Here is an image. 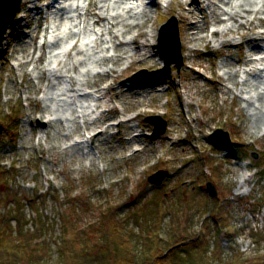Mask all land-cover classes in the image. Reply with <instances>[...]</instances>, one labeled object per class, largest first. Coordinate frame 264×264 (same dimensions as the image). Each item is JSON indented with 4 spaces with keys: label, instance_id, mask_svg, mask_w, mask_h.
I'll list each match as a JSON object with an SVG mask.
<instances>
[{
    "label": "rangeland",
    "instance_id": "rangeland-1",
    "mask_svg": "<svg viewBox=\"0 0 264 264\" xmlns=\"http://www.w3.org/2000/svg\"><path fill=\"white\" fill-rule=\"evenodd\" d=\"M152 1L91 0L102 16L96 23L84 14L87 0H34L21 3L8 25L0 44V171L13 169L8 184L28 227L39 214L53 221L37 240L42 249L24 248L19 264L44 257L63 264L66 248L101 256L110 246L111 209L135 232L136 264H143L139 235L155 231L158 218L163 237L182 229L190 239L206 229L209 248L218 243L225 259L235 251L264 254V121L256 112L264 93V1L252 0L243 16L225 7L229 0ZM105 16H116L112 27ZM174 26L180 58L165 69L158 49L163 30L168 38ZM46 27L47 49H33ZM73 37L78 53L69 51ZM147 55L154 66L139 64ZM149 117H158V128L164 122L163 133L151 134ZM159 170L167 177L149 184ZM73 226L87 237L70 247L62 230Z\"/></svg>",
    "mask_w": 264,
    "mask_h": 264
},
{
    "label": "trees",
    "instance_id": "trees-1",
    "mask_svg": "<svg viewBox=\"0 0 264 264\" xmlns=\"http://www.w3.org/2000/svg\"><path fill=\"white\" fill-rule=\"evenodd\" d=\"M0 174L4 175L3 182L5 180V183L0 185V264H19V258L21 260L23 257L25 261L27 260L25 253L20 254L24 248L42 249V243L37 240L45 237L44 230L53 221L50 223L46 215L39 214L33 218L34 225L28 227L29 221L23 211L24 204L20 202V197L17 194L15 197L11 193L13 190L11 185L8 184L13 175V169H2ZM11 204L12 206H10ZM111 210L107 214L108 225L107 231L104 233V237L110 242V246L107 247L105 244L104 248L100 250L101 256L98 257L92 256L87 251L84 253L83 250L72 251V249L66 248L61 251L64 254L63 264H136L132 259L136 254L135 248H133L135 243L132 240L135 237V232L129 229L128 226L126 227L125 221L121 217L118 219L114 210ZM204 222L205 228L209 230L211 225H208L207 221ZM66 223L67 221L62 222V225H66ZM71 223L74 225L73 221ZM159 223L160 218L154 224V226H157L156 232L152 231L150 235L145 236L146 234L141 231L139 235L141 238L139 247L142 250L143 264H264V254L262 253L242 256L243 254L240 251H235L236 253L234 252L232 257L223 258L222 249L218 243L209 248L206 229L190 239L180 235L182 229L176 235L168 233L167 237H163L158 230V226L160 228ZM151 228L149 227L147 232ZM65 234L66 229L64 228L62 236L69 240L70 247L75 245L74 239H80L82 236L85 238L87 235V233L79 234L74 226L67 232V238ZM256 241L259 243L260 239H256ZM87 244L84 243L83 246ZM2 245L9 248L2 252ZM40 257H34V262L35 259L36 262H40ZM43 259L42 264H46L45 257ZM32 260L33 258L29 259V262ZM7 261L11 263H7Z\"/></svg>",
    "mask_w": 264,
    "mask_h": 264
},
{
    "label": "bare ground",
    "instance_id": "bare-ground-1",
    "mask_svg": "<svg viewBox=\"0 0 264 264\" xmlns=\"http://www.w3.org/2000/svg\"><path fill=\"white\" fill-rule=\"evenodd\" d=\"M33 1L34 0H22L21 2L30 4V3H33ZM50 1L54 2L55 0H50ZM132 1H143V0H132ZM254 1L257 2V0H254ZM252 2H253L252 0H233V2L231 0H229L224 5L229 10H234L235 8L241 9L242 10V14L241 13H239V14L243 16L245 14H249V13L252 12L251 9L248 7ZM152 3H153V1H152ZM199 4H200V2H198L197 5H199ZM98 5H99V3H97V2L92 3L91 0H89V2L87 4V7L85 9V12H84L85 16H87L88 18H94L96 23H100L102 21L101 20L102 16L100 15L99 10H98ZM154 5H156V4H154ZM46 6H50V3L48 5H46ZM96 7H97V9H96ZM192 7H193L192 5L188 6L187 3H186V4H184L182 6V9H183V11L188 12V11H190V9ZM223 12H225V11H223ZM225 13H227V12H225ZM234 14H236V13H234ZM181 17H182V20L184 22L185 21V17L183 15H181ZM52 18H53V20H57L59 22H60V20H62L60 14L57 13V12H55V14L52 15ZM110 18L114 19V18H116V16L106 17V18H103V19L105 21H107V25L109 24L108 26L112 27L114 25V21L113 20L109 21ZM228 18H230V16ZM222 21H223V19L219 20V22H222ZM124 26H127V25L124 24ZM164 28L166 29V26ZM167 28H169V26ZM186 29H187L186 39L189 40L190 39V28H189V26L188 27L186 26ZM45 31H46V28L43 29V32H45ZM216 33L217 32L214 31L212 34H216ZM36 35H37V32H36L34 38L36 37ZM163 37H167V33H164V30H163ZM111 38L115 40L116 38H118V35H116V34L111 35ZM128 43H129V41H124V40H120L119 41V45L123 46V47L126 46ZM32 48L33 49H38L39 51H45L47 49V44H46V42H43L40 46L33 45ZM70 50H75L76 53L79 52L78 40L75 37H73V42H72V44H71V46L69 48V51ZM128 57H130V56H128ZM31 61H34V60H31ZM108 61L114 62V59H111V60H108ZM139 64L144 66V67H146V68L155 65V63L153 61V58L150 55L144 56L143 59L139 60ZM41 73H42V71H41ZM259 82H260L259 84L264 85V75H263V77L260 78ZM259 84L257 85V87L259 86ZM260 93L261 94L258 97L260 102H259L258 106L256 107L257 108L256 112H257V115L259 117L258 120L264 121V110L262 109L264 107V93L263 92H260ZM44 113H45V110H42L40 112V116H45V115H43ZM47 122H49V121H47ZM95 137H96V135L93 134L89 138L93 139ZM243 176L244 175L240 176V179H241L240 183H242V181H244V177Z\"/></svg>",
    "mask_w": 264,
    "mask_h": 264
},
{
    "label": "water",
    "instance_id": "water-1",
    "mask_svg": "<svg viewBox=\"0 0 264 264\" xmlns=\"http://www.w3.org/2000/svg\"><path fill=\"white\" fill-rule=\"evenodd\" d=\"M20 3H21V0H0V42L4 36V33L7 30L9 23L13 20L16 12L20 6ZM172 24H174V23H172ZM165 26L166 27L169 26V28H170L171 25H169V23H168ZM172 28H173V31L175 33H173V35H169L168 38L163 37V34H162L161 39L163 40V38H165L166 41L164 43V46H163V44L161 45L163 47L162 50L158 49V53L164 59L165 69L168 68L169 63H171V61H173V59L175 61H178V59L180 58L178 33H177L175 26ZM160 43H163V41L162 42L160 41ZM156 119H158V118L149 117L147 119L148 121H150L154 125L153 135L163 133L164 128H165L164 122L162 124V128H158V126L156 125V122H155ZM218 132H220V130H218L216 133H218ZM209 137H211V136H209ZM228 143H229V139H227L226 143H221V144L217 143L216 144L214 142L213 144L225 146ZM167 175H168L167 171L159 170V171H156L155 173H153L151 176H148L147 181L151 185L159 186L162 183V181L164 180V178L167 177ZM206 189H207L208 195L210 197L216 196L215 187L211 182L206 183Z\"/></svg>",
    "mask_w": 264,
    "mask_h": 264
}]
</instances>
